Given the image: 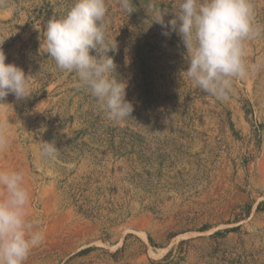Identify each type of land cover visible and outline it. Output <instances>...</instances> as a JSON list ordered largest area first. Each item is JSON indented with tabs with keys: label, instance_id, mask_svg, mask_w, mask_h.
I'll return each instance as SVG.
<instances>
[{
	"label": "rangeland",
	"instance_id": "rangeland-1",
	"mask_svg": "<svg viewBox=\"0 0 264 264\" xmlns=\"http://www.w3.org/2000/svg\"><path fill=\"white\" fill-rule=\"evenodd\" d=\"M74 2L0 0V48L35 90L0 104V170L24 174L44 234L25 264H264V31L221 101L187 78L180 37L153 22L174 18L179 0H133L131 15L106 0L112 76L133 105L110 120L43 54L44 26ZM251 3L264 27V0ZM45 142L55 156H41Z\"/></svg>",
	"mask_w": 264,
	"mask_h": 264
},
{
	"label": "clouds",
	"instance_id": "clouds-1",
	"mask_svg": "<svg viewBox=\"0 0 264 264\" xmlns=\"http://www.w3.org/2000/svg\"><path fill=\"white\" fill-rule=\"evenodd\" d=\"M129 15L136 11L133 0H119ZM108 8L106 0H75L61 17H53L44 26L43 54L51 57L62 71L75 72L79 86L97 101L108 119L128 117L133 105L126 99L127 84L112 76L116 65L106 42ZM171 20L158 14L153 22L168 37L175 32L181 39L188 61L186 76L196 88L217 100H226L235 79L245 78L246 42L255 39L264 27L255 23L251 0H179L178 11ZM152 22V23H153ZM7 38V37H6ZM0 39V45L5 39ZM41 48V47H40ZM95 53V54H93ZM257 66H252L253 70ZM32 75L15 63L6 62L0 48V104L12 94L17 101L29 99L33 92ZM4 127L0 124V129ZM8 139L0 131V150ZM57 147L52 142L41 145L43 157H53ZM0 264H25L33 248L41 245L44 234L38 221L27 214L30 193L24 174L0 170Z\"/></svg>",
	"mask_w": 264,
	"mask_h": 264
}]
</instances>
